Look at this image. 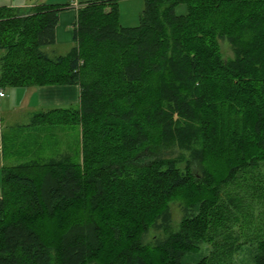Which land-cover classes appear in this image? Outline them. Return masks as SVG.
<instances>
[{
	"label": "trees",
	"instance_id": "16d2710c",
	"mask_svg": "<svg viewBox=\"0 0 264 264\" xmlns=\"http://www.w3.org/2000/svg\"><path fill=\"white\" fill-rule=\"evenodd\" d=\"M122 1L78 5L58 56L45 49L64 8L0 7V89L80 91L1 135L25 152L0 168V264H233L246 243L264 264V219L245 204L264 214V0H142L135 27ZM65 127L78 146L43 156Z\"/></svg>",
	"mask_w": 264,
	"mask_h": 264
},
{
	"label": "rangeland",
	"instance_id": "374dc122",
	"mask_svg": "<svg viewBox=\"0 0 264 264\" xmlns=\"http://www.w3.org/2000/svg\"><path fill=\"white\" fill-rule=\"evenodd\" d=\"M87 1H95V0H45V3H49V4H55L57 6H61L62 8H64L65 10H72L74 12L75 8L80 5L81 3L87 2ZM46 3V4H47ZM30 9V8H29ZM143 9V1L142 0H125L122 1L121 3H119V20H120V24L124 27H135L138 25L139 23V15L141 13ZM22 11H27L26 10H22ZM176 13L177 14H183L185 13V7L183 5H180L177 7L176 9ZM72 32V30H71ZM46 50V49H45ZM53 50V52H51ZM221 50L223 52L224 55L226 56H230V50L229 47L224 44L221 43ZM51 51L47 52L49 55L53 56V55H63V53H65L67 50H65V48L63 47H59L58 49H51ZM9 111V110H8ZM10 112V111H9ZM6 112H1V113H6L5 116H3V118L1 119V123H0V133L2 135V133L4 132H8L10 134V130L13 129V131L18 128L20 130L25 129L22 128L21 126H26L30 120V116L28 111L26 110H19L15 113H11L9 114ZM67 128V129H66ZM10 131V132H9ZM17 129L14 131L15 133ZM51 131L53 132V138L47 140V136H43L42 138V134L40 133L39 138L40 140L44 141V144L42 143V150L44 152L43 156L47 157L49 154H55L57 153L58 156L64 155V154H71L72 153V149L74 150L75 146L77 145L78 142V137H77V128H73V127H65L62 129H51ZM17 135V134H16ZM19 135V134H18ZM17 135V137H18ZM22 135H26L24 137L28 138V139H22L25 141L24 144H26V149L29 150V152L33 149L35 151L36 146L33 142L36 141V135L34 132V129H31L29 131V133H24ZM20 138V135H19ZM10 140H12L13 138H9ZM19 141H21L20 139L16 141V143H14V145L12 143L8 144V146L6 145V149H4V153L6 154V156H4L5 158H7L6 160L12 162L13 161V155L14 152L16 150H18V152L20 151V153H24L25 149H21L19 148ZM14 142V139H13ZM21 144V143H20ZM78 146V145H77ZM76 146V147H77ZM35 148V149H34ZM79 149V148H78ZM26 150V151H27ZM32 157V156H31ZM17 160L19 159H24V156L20 157L18 156L16 158ZM7 162V161H6ZM19 162H21L19 160ZM250 199H247L245 201L246 207L248 209V211H250L251 209V213L252 216L256 219L255 221L257 222H261L264 217L263 213V206L262 205H258V206H253V207H249L247 204L250 203L249 202ZM180 205L177 202H173L170 204L171 207V211H172V219H171V224L173 227H176V225H178V223L180 222L181 218L184 216V211L183 209H181L179 207ZM236 227L235 229V233L236 236L239 238V240H242L243 242H245V239L248 236V232L246 229H242L239 230L238 229V225H234ZM234 227V228H235ZM154 233V231L150 232L147 236L146 239H150L151 234ZM145 239V240H146ZM212 250L211 247H207L204 246V250H203V255H206L207 253H209ZM253 248L249 246L248 243L244 244L240 249H238L233 256V264H253V262L251 261V257L253 256ZM196 258H194L195 260ZM191 258L188 260V264H192L193 261Z\"/></svg>",
	"mask_w": 264,
	"mask_h": 264
},
{
	"label": "crops",
	"instance_id": "0c3cea01",
	"mask_svg": "<svg viewBox=\"0 0 264 264\" xmlns=\"http://www.w3.org/2000/svg\"><path fill=\"white\" fill-rule=\"evenodd\" d=\"M45 3V0H0V7L28 10L35 5ZM47 3V2H46ZM86 3V2H84ZM49 4V3H47ZM55 5V4H53ZM75 14L72 10H63L58 15V23L55 27V43L46 48V53L51 49L59 47L67 50L72 46V25L75 21ZM53 52V50L51 51ZM58 56V55H57ZM3 96L0 97V123L6 113H15L19 110H26L30 114L38 111H46L55 108L74 109L79 104V88L77 86H46L38 88H4L0 89ZM9 110V111H8ZM6 113H1V112ZM1 132V131H0ZM4 133V132H3ZM2 149L0 133V168L6 162Z\"/></svg>",
	"mask_w": 264,
	"mask_h": 264
},
{
	"label": "built area",
	"instance_id": "2783aa9c",
	"mask_svg": "<svg viewBox=\"0 0 264 264\" xmlns=\"http://www.w3.org/2000/svg\"><path fill=\"white\" fill-rule=\"evenodd\" d=\"M3 96V94H2V92L0 91V97H2Z\"/></svg>",
	"mask_w": 264,
	"mask_h": 264
}]
</instances>
